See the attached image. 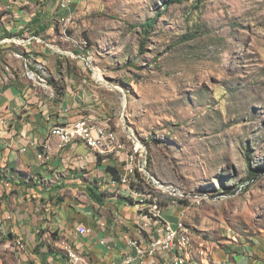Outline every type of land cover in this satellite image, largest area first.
I'll return each instance as SVG.
<instances>
[{
	"label": "rangeland",
	"instance_id": "1",
	"mask_svg": "<svg viewBox=\"0 0 264 264\" xmlns=\"http://www.w3.org/2000/svg\"><path fill=\"white\" fill-rule=\"evenodd\" d=\"M72 1L52 12L48 50L64 76L101 72L112 120L150 175L200 197L173 209L192 264H264V0ZM2 28L0 65L19 45Z\"/></svg>",
	"mask_w": 264,
	"mask_h": 264
},
{
	"label": "crops",
	"instance_id": "2",
	"mask_svg": "<svg viewBox=\"0 0 264 264\" xmlns=\"http://www.w3.org/2000/svg\"><path fill=\"white\" fill-rule=\"evenodd\" d=\"M61 2L0 0L2 30L22 41L14 46L15 51L31 58L32 51L36 52L34 59L48 64V74L56 71L60 78V83L53 78L47 87H41L26 77L21 62L11 56L9 62L0 65V114L6 118V127L0 133V264H69L63 243L90 264H122L125 254L135 255L130 240L139 239L143 248L148 243V237L138 229L142 216L135 199L121 187L111 185L117 177L110 169L119 176L126 151L99 156L82 142L60 148L58 139L51 136L54 125L85 116L98 122L112 119L103 85L86 77L84 68L81 78L64 76L59 53L48 50L52 48L47 43L54 36L53 10L57 8L62 14L73 1L67 9L60 8ZM36 14L39 21L32 25ZM9 16L13 19H7ZM42 26L47 29L32 35ZM36 39L40 47L33 42ZM121 138L129 149L126 136L121 134ZM174 208L178 207L164 211L162 223L175 225L180 209ZM79 226L91 232L79 235ZM160 226L154 224L149 236ZM15 239L23 241L25 252L16 249ZM143 260L151 262L149 257Z\"/></svg>",
	"mask_w": 264,
	"mask_h": 264
},
{
	"label": "built area",
	"instance_id": "3",
	"mask_svg": "<svg viewBox=\"0 0 264 264\" xmlns=\"http://www.w3.org/2000/svg\"><path fill=\"white\" fill-rule=\"evenodd\" d=\"M71 2L72 0H62L60 8L67 9ZM61 22H64V19ZM36 40L38 41V39ZM8 41L3 40L2 42ZM11 42L22 44V41L16 38ZM9 56L21 62L28 79L38 86L47 87L46 78L42 75L46 73L47 67L43 63H39L34 57L31 58L21 52L15 51ZM5 127L6 118L0 114V133ZM120 130V126L109 117L98 122L94 118L85 116L76 122L54 125L50 132L52 137L58 139L60 148L75 142H82L99 156L126 151L124 170L117 178L111 180V185L121 187L128 193L129 197L135 199L138 213L142 216L138 229L144 236L148 237V243L143 248L139 239L130 240L128 244L134 249L135 255L125 254L122 264H162L161 258L166 259L167 264H192L190 259V230L181 218L184 213L180 211L181 215H178L174 226L162 222L164 211L168 207L181 203L182 205L177 207L182 208L189 203V200L196 198L198 201L200 197L187 195L177 187L167 186L156 181L147 169L146 157L142 149L137 148L136 143L133 142L126 130L124 133ZM121 134H124L133 143V147L129 149L124 147ZM154 224H161V226L155 228L156 234L149 236V234L152 235L151 231L154 229ZM90 232L84 226L77 228L79 235H86ZM14 246L20 252L26 251V245L20 239L14 240ZM62 247L69 264H90L85 256L74 251L66 243H63ZM144 257H149L151 262H144Z\"/></svg>",
	"mask_w": 264,
	"mask_h": 264
},
{
	"label": "trees",
	"instance_id": "4",
	"mask_svg": "<svg viewBox=\"0 0 264 264\" xmlns=\"http://www.w3.org/2000/svg\"><path fill=\"white\" fill-rule=\"evenodd\" d=\"M172 2V1H171ZM174 2H181V0H174ZM39 18H40V15L39 14H36V16L34 17V19L32 20V25H35V24H37L38 23V21H39ZM153 25H154V19L153 20H149V21H146L145 23H144V26L146 27L145 29L146 30H150L152 27H153ZM40 29L41 30H38L37 32H36V35H38V34H40L41 32H43V31H45L46 29H47V27L46 26H42V27H40ZM57 66H59V64L57 63ZM111 171H110V173H113V176L114 177H118V173H117V171H115L114 169H110ZM96 198L97 199H100V196H96Z\"/></svg>",
	"mask_w": 264,
	"mask_h": 264
},
{
	"label": "bare ground",
	"instance_id": "5",
	"mask_svg": "<svg viewBox=\"0 0 264 264\" xmlns=\"http://www.w3.org/2000/svg\"><path fill=\"white\" fill-rule=\"evenodd\" d=\"M95 79L97 80V82L105 84V81H104V78H103V75L101 72L96 71ZM126 103H127L126 101L123 102L124 107H125ZM136 143H137L136 144L137 148L143 150V147L141 146V144L139 142H136Z\"/></svg>",
	"mask_w": 264,
	"mask_h": 264
},
{
	"label": "water",
	"instance_id": "6",
	"mask_svg": "<svg viewBox=\"0 0 264 264\" xmlns=\"http://www.w3.org/2000/svg\"><path fill=\"white\" fill-rule=\"evenodd\" d=\"M94 75H96V73L94 72ZM100 84H103V83H100ZM126 132L130 135V137L132 138V140H133V142H138L137 140H136V138L134 137V135L133 134H131V132H130V130L129 129H126ZM137 144V143H136Z\"/></svg>",
	"mask_w": 264,
	"mask_h": 264
}]
</instances>
